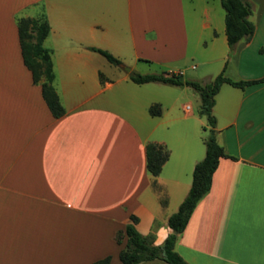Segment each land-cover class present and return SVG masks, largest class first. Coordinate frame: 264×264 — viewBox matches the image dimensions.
<instances>
[{
	"label": "crops",
	"instance_id": "crops-1",
	"mask_svg": "<svg viewBox=\"0 0 264 264\" xmlns=\"http://www.w3.org/2000/svg\"><path fill=\"white\" fill-rule=\"evenodd\" d=\"M244 1L254 33L230 49L220 0H0V264H121L116 234L130 224L163 244L208 126L191 88L130 75L264 80V0ZM18 17L49 26L59 118L23 64ZM212 115L226 157L175 251L188 264H264V81L222 83ZM148 144L168 152L156 177Z\"/></svg>",
	"mask_w": 264,
	"mask_h": 264
},
{
	"label": "trees",
	"instance_id": "trees-1",
	"mask_svg": "<svg viewBox=\"0 0 264 264\" xmlns=\"http://www.w3.org/2000/svg\"><path fill=\"white\" fill-rule=\"evenodd\" d=\"M225 13V32L228 47L230 49L242 41L249 40L254 33V25L249 21L251 6L244 0H220ZM18 38L24 66L30 71L32 82L41 87L44 102L54 118H59L64 111L58 96L53 88L54 74L50 59V52L43 46L48 35L49 26L44 18H17ZM102 54L111 64L120 66L111 55L96 50ZM130 79L136 84L162 83L176 87H189L200 98L199 113L205 116L208 126V134L204 140L205 156L193 169L192 182L188 194L181 202L178 210L169 216L167 225L171 233L160 246L152 245L151 236L143 237L138 234L133 225H127L124 232L116 234V242L126 237V245L119 252L118 258L121 264H140L143 262L160 260L166 264H188L176 251L175 244L178 236L184 230L194 208L198 202L208 193L211 178L218 166L220 158L226 157L222 147L216 141L215 119L212 115L214 96L222 83H228L234 87L245 86L262 82H235L217 76L211 83L202 85L196 81H190L177 74H131ZM151 113H156L154 109ZM168 158V152L157 144H148L146 147L147 170L152 177H156L164 162ZM110 257L98 260L92 264H109Z\"/></svg>",
	"mask_w": 264,
	"mask_h": 264
},
{
	"label": "water",
	"instance_id": "water-1",
	"mask_svg": "<svg viewBox=\"0 0 264 264\" xmlns=\"http://www.w3.org/2000/svg\"><path fill=\"white\" fill-rule=\"evenodd\" d=\"M124 70H125V71H128V69H126V68H125Z\"/></svg>",
	"mask_w": 264,
	"mask_h": 264
}]
</instances>
